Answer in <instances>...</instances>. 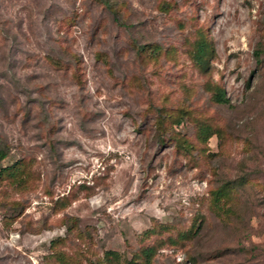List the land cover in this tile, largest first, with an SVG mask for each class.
Wrapping results in <instances>:
<instances>
[{
    "label": "rangeland",
    "instance_id": "rangeland-1",
    "mask_svg": "<svg viewBox=\"0 0 264 264\" xmlns=\"http://www.w3.org/2000/svg\"><path fill=\"white\" fill-rule=\"evenodd\" d=\"M1 155L0 264H264V0H0Z\"/></svg>",
    "mask_w": 264,
    "mask_h": 264
},
{
    "label": "trees",
    "instance_id": "trees-1",
    "mask_svg": "<svg viewBox=\"0 0 264 264\" xmlns=\"http://www.w3.org/2000/svg\"><path fill=\"white\" fill-rule=\"evenodd\" d=\"M212 47L213 46L211 41L207 39L206 36L201 35L197 41L195 49L192 52V58L194 59L196 65H198L203 70H207L209 68L210 56L213 51ZM214 91L215 92L213 93V98L216 101L224 102L227 100L225 91H223L221 88H215ZM202 134H204L205 137L209 138L211 132H209L208 129H204L202 131ZM0 158H3V155H1ZM143 252L145 261L139 262L138 260L130 259L126 264H149V256L151 255L152 250L151 248L147 247L143 250ZM56 259L58 264H70L69 262L65 261L59 253L56 255Z\"/></svg>",
    "mask_w": 264,
    "mask_h": 264
}]
</instances>
